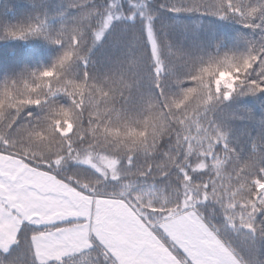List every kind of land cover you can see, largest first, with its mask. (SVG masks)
Wrapping results in <instances>:
<instances>
[{
  "label": "snow or ice",
  "instance_id": "6c2138e0",
  "mask_svg": "<svg viewBox=\"0 0 264 264\" xmlns=\"http://www.w3.org/2000/svg\"><path fill=\"white\" fill-rule=\"evenodd\" d=\"M65 5L0 26L57 49L0 82V264L25 248L29 264L93 249V264H264V128L245 149L218 116L253 97L261 114L246 112L264 125V0H160L251 33L196 56L149 0ZM117 23L128 38L102 67L96 49Z\"/></svg>",
  "mask_w": 264,
  "mask_h": 264
},
{
  "label": "trees",
  "instance_id": "16d2710c",
  "mask_svg": "<svg viewBox=\"0 0 264 264\" xmlns=\"http://www.w3.org/2000/svg\"><path fill=\"white\" fill-rule=\"evenodd\" d=\"M149 3L153 11L159 12L158 22L168 31L177 48L189 51L192 56L207 55L209 51H214L216 44L220 42H223L221 45L223 50L236 47L242 49L245 35L251 36L249 30L232 21L199 13L177 15L159 9L160 0H149ZM65 6V0H0V26L5 22L15 23L43 13L55 16L63 12ZM127 38L126 30L117 23L106 35L104 44L96 49L98 64L102 67L109 66L111 58H114V45ZM56 54L57 49L42 38L10 39L0 32V82L21 71L25 66L35 68L50 64ZM187 67L182 61H176L174 75L182 78L187 72ZM246 109H253L257 116L261 114V105L253 97L243 98L218 113L221 119L227 120L233 126L234 141L245 149L249 147L252 137L264 128L259 120L249 118ZM74 170L75 166L69 165V173ZM106 190L114 189L109 186ZM98 254L99 250L93 249L88 256L78 258V264H93ZM29 259L25 248L19 256V264H29Z\"/></svg>",
  "mask_w": 264,
  "mask_h": 264
}]
</instances>
